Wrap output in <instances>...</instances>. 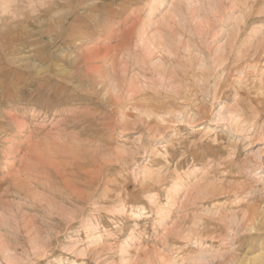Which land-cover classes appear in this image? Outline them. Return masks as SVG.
Instances as JSON below:
<instances>
[{
  "label": "rangeland",
  "instance_id": "obj_1",
  "mask_svg": "<svg viewBox=\"0 0 264 264\" xmlns=\"http://www.w3.org/2000/svg\"><path fill=\"white\" fill-rule=\"evenodd\" d=\"M264 257V0H0V264Z\"/></svg>",
  "mask_w": 264,
  "mask_h": 264
},
{
  "label": "bare ground",
  "instance_id": "obj_2",
  "mask_svg": "<svg viewBox=\"0 0 264 264\" xmlns=\"http://www.w3.org/2000/svg\"><path fill=\"white\" fill-rule=\"evenodd\" d=\"M252 264H264V257L260 256L257 260H255Z\"/></svg>",
  "mask_w": 264,
  "mask_h": 264
}]
</instances>
